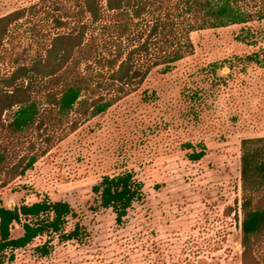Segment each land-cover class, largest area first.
<instances>
[{
	"label": "rangeland",
	"instance_id": "rangeland-1",
	"mask_svg": "<svg viewBox=\"0 0 264 264\" xmlns=\"http://www.w3.org/2000/svg\"><path fill=\"white\" fill-rule=\"evenodd\" d=\"M20 8L26 16L10 26L0 50V77L30 65L54 35L89 22L81 0H0V16ZM99 27L87 35L93 33L90 42L96 45L107 34ZM248 27L257 30L255 40L240 38ZM191 40V55L170 72L153 69L136 91L105 112H72L53 129L48 124L53 142L45 152L33 129L9 144L10 164L34 151L38 159L0 188L2 204L44 196L67 201L89 236L81 243L54 239L47 256L34 251L47 239L39 237L4 264H242L240 143L264 136V20L194 31ZM254 54L262 61H250ZM77 72L95 85L107 70L81 63ZM44 82L33 85L40 102L51 88ZM13 110L5 114L7 121ZM201 146L205 155L190 160ZM125 171L143 183L144 197L117 225L110 209L91 210L92 186L104 175ZM254 255L264 264V236Z\"/></svg>",
	"mask_w": 264,
	"mask_h": 264
},
{
	"label": "trees",
	"instance_id": "trees-1",
	"mask_svg": "<svg viewBox=\"0 0 264 264\" xmlns=\"http://www.w3.org/2000/svg\"><path fill=\"white\" fill-rule=\"evenodd\" d=\"M81 10L89 22L54 35L30 65H20L0 77V188L23 175L38 159L34 151L9 163V144L25 131L41 134L45 152L53 142L50 130L62 117L72 112L80 117L99 115L136 91L153 69L170 72L191 55L192 32L264 20V0H81ZM26 11L20 8L0 16V50L10 26L25 17ZM94 25L107 33L100 45L90 42L93 33L87 37ZM62 26L57 20V28ZM256 34L257 30L248 27L240 38L251 41ZM249 60L259 63L262 58L254 54ZM81 63L106 69L105 80L94 85L91 76L77 72ZM37 80L51 87L43 94V102L33 96ZM12 110L7 121L5 114ZM48 124L52 125L50 132ZM240 150L241 260L242 264H259L254 250L264 236V136L242 139ZM204 155L201 146L189 158L198 161ZM92 192L91 210L110 209L117 225L124 223L129 209L144 197L143 183L133 171L102 176ZM70 219L75 221L67 228ZM17 227L21 229L18 235ZM43 236L45 242L34 248L39 256L52 252L54 239L81 243L89 232L67 201L44 196L13 207L0 201V264L13 261L15 250Z\"/></svg>",
	"mask_w": 264,
	"mask_h": 264
}]
</instances>
